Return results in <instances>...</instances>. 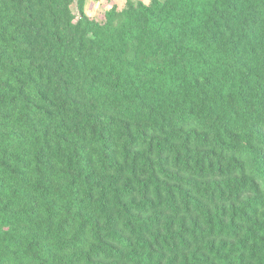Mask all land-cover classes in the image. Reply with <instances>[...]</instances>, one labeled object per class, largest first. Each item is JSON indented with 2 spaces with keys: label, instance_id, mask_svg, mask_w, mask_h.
Here are the masks:
<instances>
[{
  "label": "trees",
  "instance_id": "16d2710c",
  "mask_svg": "<svg viewBox=\"0 0 264 264\" xmlns=\"http://www.w3.org/2000/svg\"><path fill=\"white\" fill-rule=\"evenodd\" d=\"M85 1L0 0V264H264V0Z\"/></svg>",
  "mask_w": 264,
  "mask_h": 264
},
{
  "label": "rangeland",
  "instance_id": "374dc122",
  "mask_svg": "<svg viewBox=\"0 0 264 264\" xmlns=\"http://www.w3.org/2000/svg\"><path fill=\"white\" fill-rule=\"evenodd\" d=\"M144 2H148V0H142ZM125 0H86L85 1V12L90 17L101 20L103 18V14L107 8L111 5L117 6L119 9L123 7ZM75 13H78L77 4H73L72 6Z\"/></svg>",
  "mask_w": 264,
  "mask_h": 264
}]
</instances>
